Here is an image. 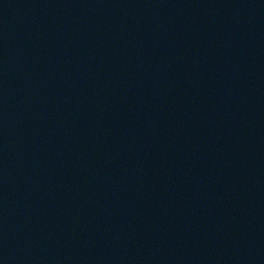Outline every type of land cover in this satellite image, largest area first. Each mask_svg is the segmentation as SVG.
<instances>
[{
    "label": "water",
    "instance_id": "95a60500",
    "mask_svg": "<svg viewBox=\"0 0 264 264\" xmlns=\"http://www.w3.org/2000/svg\"><path fill=\"white\" fill-rule=\"evenodd\" d=\"M0 264H264L232 0H0Z\"/></svg>",
    "mask_w": 264,
    "mask_h": 264
}]
</instances>
